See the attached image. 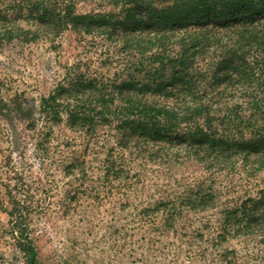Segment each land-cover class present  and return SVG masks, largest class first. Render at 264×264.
Returning a JSON list of instances; mask_svg holds the SVG:
<instances>
[{
    "label": "rangeland",
    "instance_id": "rangeland-1",
    "mask_svg": "<svg viewBox=\"0 0 264 264\" xmlns=\"http://www.w3.org/2000/svg\"><path fill=\"white\" fill-rule=\"evenodd\" d=\"M71 1L76 26L0 15V264H264L262 230L222 237L264 197V102L218 66L236 38Z\"/></svg>",
    "mask_w": 264,
    "mask_h": 264
},
{
    "label": "trees",
    "instance_id": "trees-1",
    "mask_svg": "<svg viewBox=\"0 0 264 264\" xmlns=\"http://www.w3.org/2000/svg\"><path fill=\"white\" fill-rule=\"evenodd\" d=\"M136 1V6L129 12L132 13V16H136L135 26L137 27L149 28V24L152 20H156L157 15L158 21L165 18L173 27L199 29V33L210 32L211 40H214L215 35L212 32L213 29H226L225 37L236 39L231 45L232 51L228 53L225 61L218 65L223 68L224 82L228 80L232 85H239L244 90L251 91L249 97L246 96L247 100L264 102V64H259L257 58L253 56L255 52L251 51L253 45L264 50V0ZM166 3L169 4L165 6ZM5 7V10L1 11L0 9V15L2 12L5 14L2 18L8 15L10 17L22 15L38 23L55 25L59 28L68 25L76 26L84 18L81 15H74L71 0H7ZM201 13L204 15L200 16ZM104 24L105 22L102 25ZM91 26L92 23L86 28L89 29ZM119 26L112 24V27L108 28H113L116 32L120 28ZM230 40V38L226 39L228 43ZM250 59L254 62H249ZM185 64L179 63L175 74L180 73V76H174V81L183 90L195 86V77L190 75L187 71L188 65ZM261 75L263 76L262 80H260ZM213 77L219 78L217 75ZM259 114L262 121L256 128L264 135V112ZM223 224L224 234L222 237L224 238L228 237L234 229L236 232L244 233L254 227L262 230L261 235L262 233L264 235V197L246 201L240 209L229 213Z\"/></svg>",
    "mask_w": 264,
    "mask_h": 264
}]
</instances>
